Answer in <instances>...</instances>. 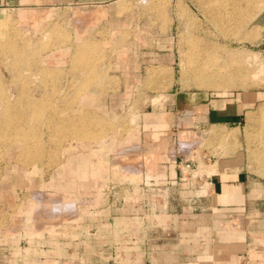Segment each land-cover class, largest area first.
I'll return each mask as SVG.
<instances>
[{"label": "rangeland", "instance_id": "374dc122", "mask_svg": "<svg viewBox=\"0 0 264 264\" xmlns=\"http://www.w3.org/2000/svg\"><path fill=\"white\" fill-rule=\"evenodd\" d=\"M188 92L249 111L239 130L198 131L190 107L175 110ZM167 112L180 118L165 129L185 159L240 150L264 176V0L0 10V264L79 263L90 207L143 169L140 125Z\"/></svg>", "mask_w": 264, "mask_h": 264}, {"label": "crops", "instance_id": "0c3cea01", "mask_svg": "<svg viewBox=\"0 0 264 264\" xmlns=\"http://www.w3.org/2000/svg\"><path fill=\"white\" fill-rule=\"evenodd\" d=\"M28 3L0 0V10ZM238 99L182 93L175 110L190 107L198 131L239 130L250 104ZM179 119L167 112L140 125L146 165L103 187L77 264H264V176L251 173L240 150L218 157L207 150L204 166L185 159L165 129Z\"/></svg>", "mask_w": 264, "mask_h": 264}, {"label": "built area", "instance_id": "2783aa9c", "mask_svg": "<svg viewBox=\"0 0 264 264\" xmlns=\"http://www.w3.org/2000/svg\"><path fill=\"white\" fill-rule=\"evenodd\" d=\"M185 166H186V168L190 169V168H192L193 164L191 161H187V162H185Z\"/></svg>", "mask_w": 264, "mask_h": 264}]
</instances>
